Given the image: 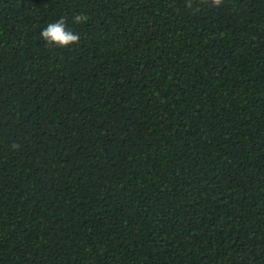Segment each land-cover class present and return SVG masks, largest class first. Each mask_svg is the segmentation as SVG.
Segmentation results:
<instances>
[{
  "label": "trees",
  "instance_id": "trees-1",
  "mask_svg": "<svg viewBox=\"0 0 264 264\" xmlns=\"http://www.w3.org/2000/svg\"><path fill=\"white\" fill-rule=\"evenodd\" d=\"M0 264H264V0H0Z\"/></svg>",
  "mask_w": 264,
  "mask_h": 264
},
{
  "label": "clouds",
  "instance_id": "clouds-1",
  "mask_svg": "<svg viewBox=\"0 0 264 264\" xmlns=\"http://www.w3.org/2000/svg\"><path fill=\"white\" fill-rule=\"evenodd\" d=\"M213 7H218L222 0H209ZM77 22L83 23L87 17L77 15L74 18ZM41 38L49 44H54L59 47H68L76 43L79 39L78 35L70 31L65 24L64 18H60L55 22L49 23L41 31Z\"/></svg>",
  "mask_w": 264,
  "mask_h": 264
}]
</instances>
